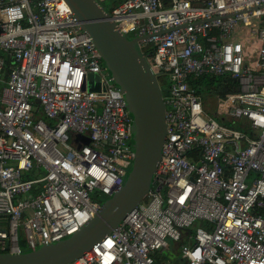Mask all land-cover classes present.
<instances>
[{"label": "built area", "instance_id": "obj_1", "mask_svg": "<svg viewBox=\"0 0 264 264\" xmlns=\"http://www.w3.org/2000/svg\"><path fill=\"white\" fill-rule=\"evenodd\" d=\"M108 14L165 93L167 133L149 193L71 264H155L173 244L178 264H264V0H117ZM206 76L235 84L216 114L247 130L204 111L192 82ZM132 124L64 0H0V253L89 222L132 167Z\"/></svg>", "mask_w": 264, "mask_h": 264}, {"label": "water", "instance_id": "obj_2", "mask_svg": "<svg viewBox=\"0 0 264 264\" xmlns=\"http://www.w3.org/2000/svg\"><path fill=\"white\" fill-rule=\"evenodd\" d=\"M81 29L90 36L114 82L121 89L133 121L132 167L124 184L77 232L54 244L19 254L0 253V264H71L137 207L151 189L167 133L163 92L146 60L96 0H64ZM89 91H99L98 77L88 74ZM76 140L89 143L85 136Z\"/></svg>", "mask_w": 264, "mask_h": 264}, {"label": "trees", "instance_id": "obj_3", "mask_svg": "<svg viewBox=\"0 0 264 264\" xmlns=\"http://www.w3.org/2000/svg\"><path fill=\"white\" fill-rule=\"evenodd\" d=\"M215 78L216 77H207L206 76V77H202V78L192 82L193 87L195 88L197 93H199L201 95V97H203V99L206 100L207 97L209 98V97H211V95L214 94V96H216L218 98V100H220L221 98L224 97L225 94L235 91V84L231 80L226 79V78H223V82H221L220 85L218 84L217 87H214V83L216 82ZM206 79H209L210 83L207 81V84L205 86V93L202 95L201 94L202 93V89H201V85L200 84L203 83L204 82L203 80H206ZM214 88H217V89H214ZM202 102H203V100H202ZM214 102L215 101L212 102V104H213L212 108H208V107L205 106V101H204L203 108H204V111L207 114L209 113L210 115H213V113L215 111V105H216ZM199 224H201V223H198V225ZM189 231L191 232V229ZM19 246H20L22 252L29 251L28 249H26L24 240H23V238L21 236L19 237ZM177 247H174L172 245L171 251H164V252H166V253L178 252V248ZM175 255H177V253H175ZM168 260L171 261L167 257L162 256V252H157L155 254V264H168L167 263Z\"/></svg>", "mask_w": 264, "mask_h": 264}, {"label": "rangeland", "instance_id": "obj_4", "mask_svg": "<svg viewBox=\"0 0 264 264\" xmlns=\"http://www.w3.org/2000/svg\"><path fill=\"white\" fill-rule=\"evenodd\" d=\"M115 1H117V0H108V1H106L105 3H103V4H101V6L105 9V11H107V12H109V10H110V8L111 7H113L114 6V4H115ZM200 79V78H199ZM215 80H216V82L214 83V87H217V85L219 84H221V82H223V78H219V77H217V78H215ZM214 80V81H215ZM204 82L203 83H201L200 85H201V89H202V95L205 93V86H206V84H207V81L210 83V80L209 79H206V80H203ZM210 86V85H209ZM214 89H217V88H214ZM214 92V91H213ZM163 96H165V93H163ZM213 96V97H212ZM212 97V98H211ZM211 97H209L210 98V102H213V101H215L214 103L216 104H218L219 102L217 101L218 100V98L216 97V96H214V94L213 95H211ZM105 201V200H104ZM197 225H194V227H192V229H191V231L193 232L194 231V229H195V227H196ZM173 246L174 247H177L175 244H173ZM178 248V247H177ZM175 253H177V255H175ZM175 253H166V252H164V251H162V256H164V257H167L168 259H170L171 261H173L174 262V264H178L179 263V252H175Z\"/></svg>", "mask_w": 264, "mask_h": 264}, {"label": "crops", "instance_id": "obj_5", "mask_svg": "<svg viewBox=\"0 0 264 264\" xmlns=\"http://www.w3.org/2000/svg\"><path fill=\"white\" fill-rule=\"evenodd\" d=\"M201 96V95H200ZM202 98V100H203V103H204V101H205V106L206 107H208V108H212V102H210V98H206V100L205 99H203V97H201ZM218 102H219V100H218ZM219 104V103H218ZM217 103H216V105H215V111H214V113H213V115H210L209 113H208V115H210V116H214V117H216V119L220 122V123H226L227 125H229V126H233V127H235V128H238V129H242V130H247V128H246V125L245 124H242V123H245V121H239V123H238V125H236V123L235 124H233L232 122H228V121H226L225 119H224V117L223 116H217V112L221 109V108H219V105H218ZM216 114V115H215ZM168 264H174V262L173 261H169L168 260V262H167Z\"/></svg>", "mask_w": 264, "mask_h": 264}]
</instances>
